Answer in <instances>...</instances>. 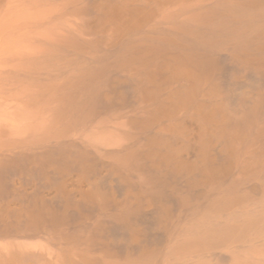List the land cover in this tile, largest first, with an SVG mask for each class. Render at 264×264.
<instances>
[{
  "label": "bare ground",
  "instance_id": "6f19581e",
  "mask_svg": "<svg viewBox=\"0 0 264 264\" xmlns=\"http://www.w3.org/2000/svg\"><path fill=\"white\" fill-rule=\"evenodd\" d=\"M0 264H264V0H0Z\"/></svg>",
  "mask_w": 264,
  "mask_h": 264
}]
</instances>
